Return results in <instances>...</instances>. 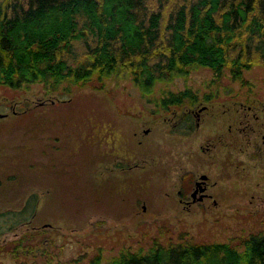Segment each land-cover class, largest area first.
Wrapping results in <instances>:
<instances>
[{
	"label": "rangeland",
	"instance_id": "374dc122",
	"mask_svg": "<svg viewBox=\"0 0 264 264\" xmlns=\"http://www.w3.org/2000/svg\"><path fill=\"white\" fill-rule=\"evenodd\" d=\"M211 75L200 66L187 79L169 83L219 94L190 137L174 123L184 103L159 109L127 76L109 77L101 87L73 84L65 93L48 92L40 82L29 88L0 84V211L13 210L0 217V264H65L97 247L110 257L153 236L176 238L184 232L194 239L227 240L264 229V158L252 153L240 130L238 173L222 176L227 183L237 179L238 207L188 212L178 201L188 138L197 146L204 135L227 131L245 107L240 101L251 102L252 110L264 116L263 65L247 69L251 83L225 76L215 88L207 81ZM165 85L159 82L156 94ZM219 146L223 155L230 150ZM135 161L141 164L130 167ZM33 192L39 198L35 212L27 215L25 202ZM252 192L260 194L255 203ZM16 213L22 217L18 222L1 225ZM30 226L40 228L34 250L16 257L9 250L13 237Z\"/></svg>",
	"mask_w": 264,
	"mask_h": 264
},
{
	"label": "trees",
	"instance_id": "16d2710c",
	"mask_svg": "<svg viewBox=\"0 0 264 264\" xmlns=\"http://www.w3.org/2000/svg\"><path fill=\"white\" fill-rule=\"evenodd\" d=\"M256 63L264 67V0H0V84L14 88L40 82L65 93L73 84L101 87L127 76L168 110L197 92L190 83L170 86L176 77L205 66L215 88L225 76L251 83L246 71ZM159 82L166 85L156 94ZM38 198L29 194L27 215ZM15 215L1 225L22 218ZM39 230L24 228L9 250L16 257L34 250ZM65 264H264V229L227 240L153 236L110 257L97 247Z\"/></svg>",
	"mask_w": 264,
	"mask_h": 264
},
{
	"label": "flooded vegetation",
	"instance_id": "af4514ba",
	"mask_svg": "<svg viewBox=\"0 0 264 264\" xmlns=\"http://www.w3.org/2000/svg\"><path fill=\"white\" fill-rule=\"evenodd\" d=\"M194 95L195 97L192 99L187 98L184 102L183 112L174 120L175 127L181 129L187 137L191 136L195 128L200 127L204 110L212 104V101L219 98V94L215 92L197 91ZM240 102L245 107H243L240 117L231 118L232 121L229 122L227 131L222 130L204 135L197 146L189 143L188 138L187 162L176 190L178 201L183 210L188 212L219 211L238 207L237 179L233 178L234 182L227 183L223 181L222 176L235 175L236 177L238 173L239 161L236 146L238 145L239 134L237 132L239 130L241 133H245L243 136L248 144L253 145L252 153L256 150L257 155L264 158V116L255 109L252 110L251 102ZM236 109L239 107L234 108V110ZM229 110L233 109L229 108ZM174 113L177 112L174 111ZM150 129V126L144 127L145 132H150ZM219 143L228 146L230 150L225 149L223 155V149L218 147ZM119 151L122 153L121 150ZM140 164L135 161L130 162L129 166ZM250 195L251 203H255V197L260 196L256 192H252ZM142 205L146 207L147 202L143 201Z\"/></svg>",
	"mask_w": 264,
	"mask_h": 264
},
{
	"label": "water",
	"instance_id": "95a60500",
	"mask_svg": "<svg viewBox=\"0 0 264 264\" xmlns=\"http://www.w3.org/2000/svg\"><path fill=\"white\" fill-rule=\"evenodd\" d=\"M53 100H54V98H53ZM43 101V100H42ZM3 114V112H0V115H2Z\"/></svg>",
	"mask_w": 264,
	"mask_h": 264
}]
</instances>
